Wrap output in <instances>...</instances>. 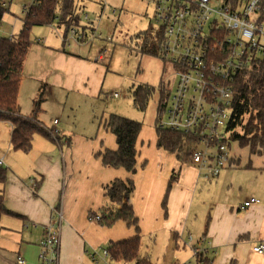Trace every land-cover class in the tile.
I'll list each match as a JSON object with an SVG mask.
<instances>
[{
  "label": "crops",
  "instance_id": "crops-1",
  "mask_svg": "<svg viewBox=\"0 0 264 264\" xmlns=\"http://www.w3.org/2000/svg\"><path fill=\"white\" fill-rule=\"evenodd\" d=\"M94 4L97 10L86 2L79 10L96 16L101 11L100 6L104 7L103 10L107 6L101 0ZM54 23L49 26L54 27ZM9 35L14 36L13 33ZM62 36L59 37L61 43L51 46L46 45L48 38L45 35L32 37L34 43L24 62L18 92L20 114L28 116L32 110V107L27 108L21 103L22 97L24 100L28 96L33 105L40 92L43 99V95L48 98L50 93L53 98L60 95L66 99L82 96L100 100V91L106 88L109 73L104 66L105 61L95 62L93 57L96 54L86 56L79 51V55L66 51L71 44L90 47L96 38L89 40L88 32L80 42L64 32ZM109 77L108 86L118 82L113 76ZM75 107L76 102L72 100L69 109ZM40 108L36 120L44 124L42 103ZM57 108L60 120L57 119L56 123L50 120L49 126L44 125L57 134L53 135V139L35 134L27 152L12 150V125L0 121L8 132V144H4V150L0 149L2 166L7 170L0 190L6 209L18 214L0 216V264H38V241L45 225L55 221L59 213L62 215L59 264H94L88 256L89 252L106 248L109 241L133 236L134 228L124 221L107 227L89 219V212H97L106 204L104 187L115 178H131L134 183L129 201L138 219L141 243L146 237L153 246L157 237L164 235L167 244L175 246L174 257H178L181 251L188 252L176 258V264H194L196 250L208 253L211 264H264V256L252 251L254 245L264 243V161L240 168L238 160L232 156L229 165L218 176L205 178L191 162L181 163L173 153L157 147L155 126L152 133L151 129L142 125L136 139V169L130 173L122 167L103 165L98 156L99 151L117 147L115 135L103 122L109 113L102 114L96 123L91 119L90 125L78 128L75 122L69 123L63 117V106ZM263 154L264 151L258 155ZM172 173H176V180L168 193L165 216L161 203ZM236 178L239 179V194L233 197L234 193L230 191ZM200 179L214 180L215 187L209 188L208 200H204L201 190L196 197L194 195ZM243 187L250 191L241 194ZM222 188L227 190L225 195ZM189 194L192 196L190 201ZM251 197L258 198L259 202L242 207L243 202ZM188 204L193 210L190 228L187 226L190 216ZM186 229L187 237L184 236ZM174 233H177L178 239L174 238ZM189 235H193L192 241H188ZM147 245H144L142 253L140 244V255L151 260ZM20 258L23 263L19 262ZM113 264L133 263L113 261Z\"/></svg>",
  "mask_w": 264,
  "mask_h": 264
},
{
  "label": "built area",
  "instance_id": "built-area-1",
  "mask_svg": "<svg viewBox=\"0 0 264 264\" xmlns=\"http://www.w3.org/2000/svg\"><path fill=\"white\" fill-rule=\"evenodd\" d=\"M148 1L154 21L163 27L160 60L164 70L169 68L162 81L169 91L168 104L157 125L196 138L190 162L205 178H214L232 159L223 139L233 105L252 100L250 96L241 97L234 82L253 60L264 59V0ZM32 3L22 5L23 11ZM103 8L96 18L88 12L81 15L82 24L92 27L86 28L89 40L98 33ZM69 35L80 42L84 32L77 26ZM118 95L113 92V96ZM2 163L0 157V166ZM258 202L251 197L242 207ZM61 225V213L45 225L38 241V264H59ZM188 241H192L191 235ZM252 251L264 256V243H257ZM88 256L94 264H113L105 247L92 250ZM19 262L24 260L20 258Z\"/></svg>",
  "mask_w": 264,
  "mask_h": 264
},
{
  "label": "trees",
  "instance_id": "trees-1",
  "mask_svg": "<svg viewBox=\"0 0 264 264\" xmlns=\"http://www.w3.org/2000/svg\"><path fill=\"white\" fill-rule=\"evenodd\" d=\"M80 8L79 0H33L24 11L19 33L11 37L0 35V121H7L12 125L10 144L14 150L29 151L35 134H42L51 139L56 134L36 120V114L41 109L40 101L43 100L42 92L38 94V99L33 100V107L28 116L19 113L18 92L22 70L29 48L34 43L31 29L33 26L49 25L56 21L64 27V34H69L71 28L81 26L85 37L86 28L92 30V27L81 23ZM6 9V3L0 0V20ZM134 38L138 41L139 52L160 59L164 39L163 27L153 28V31L148 28L137 33ZM234 87L241 97L250 96L252 100L249 104L234 103L226 127L227 135L223 141L228 148L230 141L236 140L240 146L249 147L253 153H262L264 151V59L253 60L248 69L236 78ZM157 88L156 91V87L150 84H131L128 93L133 105L140 110H145L149 100L156 93L158 94L154 118L156 145L173 153L181 163H188L196 138L183 132L162 129L157 125L165 113L169 99V91L163 82H159ZM102 93L100 91V94ZM107 94L115 97L112 92L105 93L106 97ZM119 96L120 94L116 97ZM104 126L115 135L117 147L98 152L102 164L122 167L130 173L135 172L136 139L142 126L141 122L111 112L105 118ZM6 172V168L0 166V184L5 181ZM175 180L176 173H172L161 203L165 216L168 193ZM133 189L134 183L131 178L113 179L104 187L106 204L97 212H89V219L107 227L117 221H124L134 228L133 236L107 243L106 249L114 262L154 264L148 257L140 255L141 235L138 219L129 201ZM2 214L18 216L6 209L0 190V216ZM173 235L178 239L177 233ZM194 264H211V258L208 253L196 250Z\"/></svg>",
  "mask_w": 264,
  "mask_h": 264
},
{
  "label": "rangeland",
  "instance_id": "rangeland-1",
  "mask_svg": "<svg viewBox=\"0 0 264 264\" xmlns=\"http://www.w3.org/2000/svg\"><path fill=\"white\" fill-rule=\"evenodd\" d=\"M1 1L6 3L7 9L0 20V35L8 36L10 33H13L14 36H16L21 29L22 20L24 18L22 5H28L31 0ZM97 1L98 0H79V3L83 4L86 2V4L88 5H93L92 9H95L94 3ZM101 1H105L107 6H105L101 19L99 21L98 33L95 35L96 43L93 42L90 47H78L77 44H71L66 48V51L69 54L73 53L77 55H79V51L81 52V54H84L86 56H92L96 54V57H93V60L95 61L96 58L95 62L99 63L104 60V66L109 70L105 82L106 88L104 87L103 93L99 97V101H95L91 98L85 99L82 96L75 99H66L64 96L60 95H58L57 98H53L50 93H48V98L47 95H43L44 99L40 102L42 103L43 109L45 110L42 113L44 125L49 126V124H51L50 120H54V118H56V120H60L61 114L60 112H58L59 109L57 108V106H63V114L65 115L63 117L67 118L69 123L75 122L78 128H84L90 125L91 119H94L96 123L102 114L107 115L108 113L113 112L141 122V124L144 125L145 128L151 129V132L154 133L153 123L155 118V107L158 94L156 93L149 100V103L145 110H140L133 105L132 99L127 89L129 88V86L127 87V85L131 84H150L156 87L157 91L159 82L162 83L163 78L166 76V71L169 70L168 67H165V70L162 69V65L160 63L161 61L158 57H153L151 55L139 52L138 41L134 38L137 33L142 32L148 28L151 31H153V28H159L158 24L153 19L152 5L148 0ZM99 9L101 10L102 6H100ZM112 9H115L116 13H112ZM82 12H85V10H80L79 13L82 14ZM92 15L91 18H96L99 13L96 16ZM54 24V27L49 25L33 26L31 29V37L45 35L48 38L46 43L47 46L58 44L59 42L61 43L59 37H63L62 35L64 32V27L58 25L56 21ZM100 54L103 59H97V56ZM110 75L113 76L112 78H116L118 82H116L115 84H109L108 86L107 81H109ZM110 91L117 92L118 94H120V96L112 97L107 94L106 97L105 93H108ZM38 98L39 96L37 95L35 99ZM72 100H75L76 107L75 109L70 110L69 103H71ZM86 101L90 102L86 103ZM21 103L25 104L27 108L33 107L31 99L28 96H25L24 100L22 97ZM74 112L75 117H73ZM67 115L69 117H67ZM0 128V149L4 150V147L8 144V132L2 122H0ZM12 150L17 151V153L19 152V150ZM230 153L231 156L236 157L240 168L249 163L257 164L261 161H264V154L259 156L257 153H253L249 147L240 146L236 140L230 141ZM191 165L195 167L194 164L191 163ZM176 170L178 171V168ZM250 175L259 176L260 174H249V176ZM235 180L236 183L234 184L233 189L230 191L234 193L233 197H236L239 194L237 183L239 182V179L236 178ZM213 182L214 180L210 181L200 179L194 191L195 197L201 190L204 200H208L209 188L215 187ZM226 191V188H222L223 195L226 194ZM249 191L250 189H245L243 187L241 190V194H245ZM189 195L190 198L188 201H190V199L192 198L191 194ZM188 209L190 216L188 218L187 226L190 228L191 222L193 220V210L191 209V206H189V204ZM189 232L193 233L192 229H189ZM187 234L188 232L186 229L184 236L187 237ZM141 244L142 253L144 251V245L148 244L147 246L149 247L147 248V252L151 254V260L154 261L155 264H176V258L179 259L180 256L183 257L188 254V252L181 251L177 254L178 257H174L175 246L173 243L170 245L167 244L166 237L164 235H159L156 239V243L153 246L148 242L146 237H143Z\"/></svg>",
  "mask_w": 264,
  "mask_h": 264
}]
</instances>
